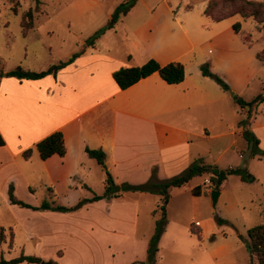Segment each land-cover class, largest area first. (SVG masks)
<instances>
[{"label":"crops","instance_id":"1","mask_svg":"<svg viewBox=\"0 0 264 264\" xmlns=\"http://www.w3.org/2000/svg\"><path fill=\"white\" fill-rule=\"evenodd\" d=\"M206 3L207 0H136L118 20L126 22L125 30L114 35L117 24L107 29L93 45L84 44L80 54L55 74L39 79L0 77V119L6 118L9 129L5 133L0 120L4 140L0 146V191L3 189L9 204V185L17 193L20 185L32 187L30 180L34 177L47 192L71 194L80 188L91 189L90 176L95 171L104 190L105 171L98 163L101 171L95 167V159L86 153V147L105 152L106 169L116 185L171 178L198 157L219 168L237 163L232 161L242 156L235 153L243 131L237 121L238 117L248 116V107H240L233 95L245 101L261 95L260 103L264 104V59L256 56L262 49L253 43L251 33H242L241 24L237 33L233 30V23L246 18L233 14L214 21L203 13ZM256 23L257 33L263 32L264 21ZM111 35L120 36L119 42L126 43V49H120L115 39L106 43L104 38ZM149 58L160 65L180 62L183 80L169 84L153 72L120 89L113 71L142 65ZM204 63L228 83L232 95L202 74L200 66ZM248 129L264 151V111L251 114ZM57 130L63 136L64 155L41 159L34 145ZM29 148L31 154L25 158L23 152ZM252 157L247 166L255 180L244 182L240 176L229 174L220 184L217 203L224 192L246 189L255 181L261 184L264 194V170L255 165L263 167L264 157ZM254 159L259 163H253ZM204 183L210 184L209 174ZM182 186L171 187L169 194ZM125 192L138 199L157 195ZM93 195L81 196L78 192L73 204L65 206ZM94 202L70 212L42 211L54 212L51 214L55 219L68 218ZM138 202L136 199L132 203L137 206ZM234 203L244 205L242 200ZM239 234L244 236L240 231Z\"/></svg>","mask_w":264,"mask_h":264},{"label":"rangeland","instance_id":"2","mask_svg":"<svg viewBox=\"0 0 264 264\" xmlns=\"http://www.w3.org/2000/svg\"><path fill=\"white\" fill-rule=\"evenodd\" d=\"M127 1L40 0L38 7L34 8V0H0V70L4 74L21 66L23 69L41 71L64 60L72 52H80L86 40L107 23L115 6ZM196 1L191 0V3ZM238 6L239 2L219 3L214 11L226 14ZM28 9H33L31 17L25 15ZM125 23H115L118 28L114 35L125 30ZM240 24L242 33H251L253 43L263 49L264 31L257 33L256 21L246 18ZM104 39L106 43L115 39L120 49L127 47L126 43L119 42L120 36L111 35ZM245 39H249L248 35H245ZM263 107L262 103L253 107L252 116L264 111ZM245 119L246 116L238 117V126L243 128L240 122ZM0 120L7 133L6 118ZM240 139L235 154L238 151L242 156H235L236 160L232 162L237 163L232 167H244L252 174L247 166L254 156L252 142L243 134ZM261 161L264 163V160ZM253 163L259 162L254 159ZM94 165L101 171L102 166L95 160ZM255 165L259 167L258 170H264V166ZM206 176V173L196 175L184 186L170 192L164 229L157 242V258L153 264L251 263L239 231L247 238L245 228L264 222L261 184L255 181L246 189L233 193L226 191L213 207L210 200L212 184L204 183ZM90 178L91 189L80 188L79 194H103L100 177L95 171ZM30 181L32 187L25 189L20 185L17 193L13 192L17 199L30 206H38L44 200L52 205H71L78 194L47 192L36 177ZM196 186L200 187L197 195L192 193ZM101 199L93 201L71 217L55 219L51 214L54 212L9 204L2 189L0 224L8 227L3 228L5 239L0 244V255L5 259L21 253L36 255L43 259H55L58 264H143L148 241L157 230L156 221H161L160 197L150 195L138 199L134 194L121 191L116 197ZM136 199L139 200L137 206L132 203ZM234 200H242L244 205H235ZM219 218L234 224L218 223ZM190 230L199 232L201 237L198 238ZM213 249H219V252Z\"/></svg>","mask_w":264,"mask_h":264},{"label":"trees","instance_id":"3","mask_svg":"<svg viewBox=\"0 0 264 264\" xmlns=\"http://www.w3.org/2000/svg\"><path fill=\"white\" fill-rule=\"evenodd\" d=\"M35 7L37 8L40 0H34ZM136 0H128L125 3H119L115 6L112 11L109 20L106 24L100 27L90 38L86 40V45H93L94 42L107 30L114 27V24L119 20L122 15H125L135 4ZM225 2H239V6L233 12L222 14L216 13L214 11L215 7L220 3ZM33 9H28L25 13L26 16L31 17ZM203 13L210 17L212 20L217 21L229 17L233 14H240L242 17H253L257 22L264 21V1H254V0H207L206 6L203 9ZM28 25V24H27ZM233 30L237 33L240 30V23L235 22L232 25ZM23 29L26 30V27L23 26ZM80 52L72 53L66 60L58 61L55 64L50 65L48 68L41 71H31L23 69L21 66H17L6 73H2L0 70V77L5 76H14L19 79H39L47 74H55L57 70L71 63ZM256 56L260 59H264V49L257 52ZM201 72L203 75L209 76L212 78L223 90L230 92V86L226 81H224L218 74L212 72L209 69L208 63H204L200 66ZM153 72H157L159 76L167 83L174 84L183 80L184 78V68L180 62L173 61L165 65H160L155 59L149 58L145 63L139 66H130V67H120L119 69L113 71L112 77L120 89H125L139 79L144 78L150 75ZM233 99L240 105V107H248V116L244 121L240 123L243 125L242 134L250 142H252V155H258V157H264V151L258 148V139L252 135L248 129V120L252 114V108L258 105L262 101V96L257 95L250 101H245L237 95H233ZM4 144V140L0 135V146ZM35 149L38 152V155L41 159H46L52 154H58L60 156L64 155L66 147L64 145L63 136L61 131H54L49 135L45 136L39 140L35 145ZM32 148H29L23 152L25 158L29 157L31 154ZM86 153L93 157L99 165H101L105 171V189L103 194H94L92 197L80 198L74 205L65 206V205H52L51 202L44 200L38 206H30L29 204L17 199L13 193V185L10 184L8 188V198L10 203L19 205L21 207H30L35 210H50V211H60V212H70L75 211L81 208L84 204L99 200L104 197L118 196L121 191H141L157 194L160 196V209L162 212L161 221H156V233L151 236L148 241L146 249V261L143 264H153L156 257V252L158 251L157 242L159 236L161 235L164 226L163 221L166 218V205L169 201V190L171 187H179L188 182L192 177L200 175L203 173L209 174V182L212 184V188L217 190L220 184L226 179L229 174H238L242 181L252 182L255 180V177L250 174L244 167H228V168H219L216 165L208 164L204 162L201 157L194 159L188 167L181 173L165 179V180H149L144 184L133 185L129 183H121L116 185L113 181V178L109 171L106 169L105 165V152L102 149H91L86 147ZM154 170H152V177H154ZM193 194L200 193V187L196 186L192 189ZM218 223H230L224 219H217ZM231 224V223H230ZM232 225V224H231ZM234 230L236 228L234 227ZM192 233H195L198 238H200L199 232L190 230ZM246 236L239 234V237L245 242L248 249L250 260L252 264H264V223L257 224L249 227L246 230ZM4 233L3 228L0 227V243L4 242ZM22 262L36 263V264H58L55 259L48 258L43 259L36 255H26L21 253L17 257L11 259H5L3 255H0V264H19Z\"/></svg>","mask_w":264,"mask_h":264},{"label":"water","instance_id":"4","mask_svg":"<svg viewBox=\"0 0 264 264\" xmlns=\"http://www.w3.org/2000/svg\"><path fill=\"white\" fill-rule=\"evenodd\" d=\"M230 95H232L231 91H230ZM218 196H219V191L213 189L210 194V200L213 207L216 206Z\"/></svg>","mask_w":264,"mask_h":264},{"label":"built area","instance_id":"5","mask_svg":"<svg viewBox=\"0 0 264 264\" xmlns=\"http://www.w3.org/2000/svg\"><path fill=\"white\" fill-rule=\"evenodd\" d=\"M195 224H197V222H195Z\"/></svg>","mask_w":264,"mask_h":264}]
</instances>
